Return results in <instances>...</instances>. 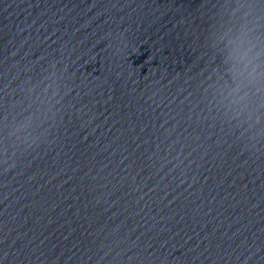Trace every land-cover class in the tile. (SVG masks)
<instances>
[{"label":"water","instance_id":"obj_1","mask_svg":"<svg viewBox=\"0 0 264 264\" xmlns=\"http://www.w3.org/2000/svg\"><path fill=\"white\" fill-rule=\"evenodd\" d=\"M0 264H264V0H0Z\"/></svg>","mask_w":264,"mask_h":264}]
</instances>
